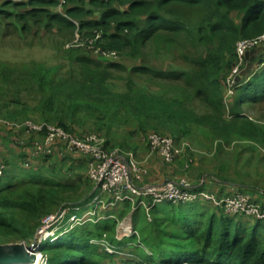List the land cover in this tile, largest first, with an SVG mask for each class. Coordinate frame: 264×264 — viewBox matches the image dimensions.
<instances>
[{"label": "trees", "instance_id": "trees-1", "mask_svg": "<svg viewBox=\"0 0 264 264\" xmlns=\"http://www.w3.org/2000/svg\"><path fill=\"white\" fill-rule=\"evenodd\" d=\"M67 3L66 16H63L55 11L58 0H0V41L13 32L27 42L36 36L34 30L41 29L56 31L64 37L68 34L70 38L76 31L81 34L90 31L92 35L101 31L106 42L104 49L140 63L128 69L119 63L104 64L69 50L67 58L62 57L64 62L60 60L55 67L37 64L40 71L31 73L29 83L33 85L32 90L51 95L44 97L46 106L41 108L45 113L54 106L67 107L68 104L74 107L73 112L79 109L95 117L99 126L134 124L142 132L154 128L174 133L172 127L180 129L181 126L183 130L177 132L184 137L186 125L201 122L193 107L198 102L208 109L206 123L217 126L219 131L262 141L264 130L249 117L236 116L230 122L223 117L220 74L223 69L229 74L238 65L237 42L264 34V0H67ZM97 13L98 19L94 18ZM177 50L182 51L180 58L184 66L173 64ZM68 58L73 70L69 77L61 76ZM158 60L171 63L163 70L157 67L155 61ZM251 64L257 70L247 79H238L236 84V89H240L237 98L240 107L264 103L263 43L245 52L243 66ZM16 71L1 64L0 80L10 85ZM53 71L58 74L54 76ZM116 71L131 74L125 79L122 92L117 93L116 85L107 83L115 78ZM184 82L186 92H180L182 97L177 96L179 92L174 89H165L167 85L175 87ZM150 85L163 86V90L155 92ZM0 92L6 96V84H0ZM11 102L12 105L19 103ZM24 112V109L10 110V105H6L0 109V118L18 122L17 113ZM67 112L64 108L53 120L75 133L65 122L72 119ZM108 144L106 139L107 147ZM63 190L78 191L79 187L45 179L41 174L15 180L7 179L6 175L0 179V235L34 239L35 229L42 223L37 221L46 212L45 206L58 207ZM172 206L173 213H168L166 223H155L150 237L143 228L139 231L141 235L137 231L138 236L122 241L113 238L109 242L112 245L125 240L131 243L140 238L149 253L140 247H129L141 251L140 258L131 251L125 256L110 254L91 243L108 230V226L102 225L110 220L63 233L55 241L43 243L41 250L47 264H264V225L246 226L219 210L221 217L217 216V211L208 215L203 210H188L185 205ZM112 222L117 225V220Z\"/></svg>", "mask_w": 264, "mask_h": 264}, {"label": "rangeland", "instance_id": "rangeland-1", "mask_svg": "<svg viewBox=\"0 0 264 264\" xmlns=\"http://www.w3.org/2000/svg\"><path fill=\"white\" fill-rule=\"evenodd\" d=\"M68 5L69 3L66 2V4H64V8L66 9V6ZM98 17L99 13H97L96 17L94 18L98 19ZM74 21L79 24L78 21ZM34 32H37L36 36L30 37L27 42H24L20 38H17L15 35H13V32L9 33L10 36L7 37L4 41H0V65L6 64L7 66H9V68L13 70H18L16 71L14 77H11L10 85L7 84L4 80H0V84H6L5 94L7 96L3 97L0 92V109L2 108V106L6 105H10V110L24 109L25 114L17 113L18 118H20L18 121L19 123H23L27 120H32L33 118L30 119V117L37 116L39 113L42 115V118L39 119L40 121L48 120V122L56 124L53 120L54 117L59 116L61 111L65 108V110L68 111L67 116H70L72 118L66 121L67 125L68 122H71L73 128H75V126H79L80 123H82V125L87 126H90L91 123H94L96 127L98 126L100 129H103L100 130L101 132L99 130H91V133H101V135L104 136L105 139H107L108 134H111V136H109V141H111L112 144L110 145V148H120L123 151L134 152L138 161L141 164L143 163L138 158L137 152H141L142 154L147 153L146 151L149 150L147 136L151 132H157L162 135L172 136L178 140V143L182 150V158H179L177 162L180 164V167L184 172L190 174V179L188 178L189 176H182L178 177V179H175V181L186 179L191 184H199L202 179L206 177L211 178L216 182L218 181V183L234 184L237 186L238 189H243L244 191L250 194L264 192V136L262 141L258 142L256 141V139H250L247 136L242 137L241 135H237V133H231V131H219V129H217V126H212L206 123L208 119L205 117V113L208 112V109L205 104H199L198 102H196L193 105L194 110H196V114L201 119V122L200 124L192 123L189 126L186 125L188 129L186 130L187 135L184 137L182 136V134L177 132L183 130L181 126L180 129L178 128V126L172 127L177 133H174L172 130L166 131L157 130L154 128H150L148 129V131L142 132L139 131L137 126L134 124H111L106 126H99L100 122L95 117H91L89 116V114L86 115L85 111L79 109H76L77 112L75 110L74 112L76 114H74L72 110V108L74 109V107L71 106L72 108H70L68 107V104L67 107L66 105H61L58 108L57 106H54V109L49 105L48 107L52 108L55 111L51 110L50 112L45 113V110H43L41 107L46 106V104H44L43 102L47 100V98H50L51 95H49V92H43L42 94L38 90H32L31 88L33 87V85H30L29 83L31 73L36 70L40 71V68H37V64L44 63L50 68L55 67V65L63 59L62 57L64 55L67 58V52H69V50L72 51V53L76 54L79 52L85 56H89L95 61L104 64L119 63L127 67L128 69H131L133 66L137 65L140 62L138 60H130L128 57L119 55L117 53L115 55L109 54L108 51L104 49V45H106V42L102 38L103 34L101 31L95 32L94 35H92L90 31H85L84 34H81L76 31L72 38H70V35L68 34L66 37L59 35L56 31L46 32L45 30L41 29L39 31L34 30ZM59 46H61L60 49L63 52L65 51V53H63L61 50H58ZM173 50L174 49H172V51ZM153 51H155V49H153ZM175 54L176 59L173 61V64L176 66H184L185 63L183 59L180 58V55H182V51L177 50ZM235 57L236 59L238 57L237 44L235 46ZM70 61L68 58V64L65 70L60 71L61 76L69 77V72L73 70L70 65ZM155 62L157 67L159 68L161 66V69L163 70L165 69L166 64L171 63L170 60H158ZM236 66L237 64L235 65L233 70L229 72V74H227V69H223L220 74V77L222 78L223 90V117L227 122L232 121L233 118L235 119L236 116H244L246 118L249 117L248 119L255 122L258 127H261L264 130V103L258 104L255 107L251 105H246L245 107L238 106L237 98L240 89L237 90L236 88H233V85L229 82L228 78L233 74L234 70L237 68ZM76 67L77 66H75V68ZM256 70L257 67L254 65L252 66V64L249 66L241 67L238 71H236V73H234L235 85L237 84L238 79H247ZM57 74L58 71H55L54 76H56ZM113 75L115 76V78L113 80L109 79L107 83L116 85L117 88H114V90L116 91H114L115 93L122 92L123 86L125 85V79L131 74L129 72L116 71L113 73ZM150 83L154 84L155 82L150 81ZM185 86L186 82L182 83L180 86L177 85L175 87L167 85L165 89H174L176 92H179L176 93V95L182 97L183 95L180 92H183L185 94ZM150 88L154 89L155 92L163 90V86L157 85H150ZM18 91L19 94H17ZM46 96L47 98L44 99V97ZM12 100H15L19 103L16 105H12ZM29 113L33 114L28 117ZM69 127L72 128L71 126ZM75 133H77L78 135L82 134L79 132ZM260 133L262 134V130ZM7 184L9 183H6V185ZM67 192L68 194H76L79 191L63 190L60 195L62 201L59 202V206H45L46 212L38 218L37 222L39 224L40 221L45 218V216L58 213L67 206H79L78 204L84 205L89 200L88 199L83 203L81 202L75 204L78 202V199L84 200L85 198L82 196L80 197L79 194H81V192L78 194L77 197H71L69 195H66ZM206 204L212 206L209 203ZM200 206H203V204H188L185 205V208L191 210L192 208H198ZM173 208L174 207L172 205L162 204L159 205L155 209V211L151 213H147L145 210H141V214H139L136 219V221L138 220L137 228L143 227L146 230L145 234L150 237V229H152V226L154 227L155 223H166L164 222V220L168 216V213L173 211ZM88 210L89 208H81L78 212V219H80V217ZM199 212H201V210H199ZM207 214L211 215V212L209 211ZM124 221H126V218H117L116 226L115 223L112 221H109L107 225H102L104 227L108 226V230H105L106 232L103 231L104 233L102 237L94 240L99 242L100 240L105 238L106 241L112 242L113 238L117 239L118 227L120 223ZM89 224L90 226L94 225L88 223L84 226L80 225L78 227L83 228L85 226H88ZM39 227L37 228V230L39 229ZM37 230L35 229L36 233ZM38 240L40 241L41 239H38L36 237V239L26 238L22 240L20 238L0 235L1 244L24 242L27 245H31ZM117 244L118 243H114L115 246ZM100 247L103 248V246ZM101 248L100 250L103 251ZM123 248H129V243H127V245ZM125 252L127 251L125 250ZM41 253L44 254L42 250ZM40 261L41 260L39 257V262Z\"/></svg>", "mask_w": 264, "mask_h": 264}, {"label": "built area", "instance_id": "built-area-1", "mask_svg": "<svg viewBox=\"0 0 264 264\" xmlns=\"http://www.w3.org/2000/svg\"><path fill=\"white\" fill-rule=\"evenodd\" d=\"M58 2L55 11L66 16L64 4L67 0H58ZM260 43L264 44V34L253 40H241L237 43L239 62L233 74L228 77L233 88H236L234 73L243 66L245 52ZM0 127L12 130L22 128L28 135L40 136L41 138H37L34 142L35 156H42L45 159L55 154L64 155L66 152L83 155L88 159V178L98 190V194L91 197L84 205L67 206L62 211L46 216L42 220L36 233V237L41 240L36 241L35 247L38 249L37 254L41 264H47V258L40 250L43 243L49 240L55 241L63 233L70 232L80 225L116 220V217L108 211L119 203L130 204L132 212L145 210L151 213L162 204L178 206L205 202L224 216L236 220L247 219L252 223L264 225V197L262 201H259L250 193L238 189L230 194L221 195L213 190L195 187L186 179L167 180L160 184L148 182L146 179L149 176V170L138 161L135 153L107 147L106 139L100 134L78 135L57 124L35 120L19 123L0 118ZM147 142L150 152L160 157L167 165L176 164L181 157V147L178 140L172 136L151 132L147 136ZM26 166L30 167L31 162L27 161ZM7 170L6 162L0 157V179L6 177ZM104 195L110 197L108 202L102 199ZM262 195L264 196V192ZM83 207L89 210L78 219V212ZM101 212L104 213L101 214ZM132 235L138 236L134 226L126 221L120 223L117 240L122 241ZM91 243L103 246L104 250L110 254H126L123 247L112 245L105 238L99 242L92 240ZM128 243L129 247H140L149 253L140 238L136 242ZM129 256L133 255L129 254Z\"/></svg>", "mask_w": 264, "mask_h": 264}, {"label": "crops", "instance_id": "crops-1", "mask_svg": "<svg viewBox=\"0 0 264 264\" xmlns=\"http://www.w3.org/2000/svg\"><path fill=\"white\" fill-rule=\"evenodd\" d=\"M33 113H29L28 117H30ZM35 121H40L42 115L38 113L37 116H31L30 119ZM69 119H66V121ZM65 121V122H66ZM68 125L72 127L75 132H79L82 134L91 133V130H101L103 128L96 127L94 123H91L90 126L82 125L80 123L79 126H75L73 128L72 123L68 122ZM78 125V124H76ZM101 132V131H100ZM98 133V132H97ZM101 135V133H99ZM107 136V135H106ZM108 134L107 141L109 142L108 146L110 147L111 141ZM37 138H41L40 136L33 134L28 135L24 129H9L5 127H0V157L4 159L8 166L7 177L10 180L20 179L24 177H28L29 175H37L41 174L45 179H50L56 182H60L65 185L70 186H78L79 192L76 194L72 193L69 196L77 197L81 192L80 197H84L85 199H90L91 197L98 194V190L96 186L92 184L88 178V159L85 158L81 154H74L66 152L64 155L55 154L50 158H43L42 156H35V148L34 142ZM105 138V137H104ZM114 147V146H113ZM147 153L137 152L138 158L141 162L148 168L149 177L146 179L148 182L160 184L164 183L167 180H175L178 177H188L190 179V174L186 173L180 167V164L177 162L176 165H167L165 164L160 157L155 154H152L149 150ZM182 158V157H180ZM27 161L31 162V166H26ZM37 173V174H36ZM218 181H214L211 178L204 177L199 184H194L195 187L198 188H206L209 190L216 191L218 194L226 195L231 192L237 190V186L234 184H226V183H218ZM239 190V189H238ZM246 192V191H245ZM83 194V195H82ZM263 193H255L251 194L256 200L262 201ZM84 199V200H85ZM104 201L108 202L110 197L108 195H104L102 198ZM78 199L77 203L80 201H84ZM203 206L198 208H192L191 210H203L205 212L214 213L217 211V216H220V213L213 206H209L205 202H200ZM141 210L137 212H132L130 204L127 203H119L115 207L109 209L108 213L114 215L118 219H125L129 224H132L137 231L139 232L142 228H137V216L141 214ZM105 212V211H104ZM104 212H101L104 213ZM140 212V213H139ZM145 214V213H144ZM128 217V218H127ZM115 221V220H110ZM241 223H244L246 226H253L255 223L248 221L247 219H240ZM145 227V226H144ZM140 233V232H139ZM141 235V233H140ZM127 239V238H125ZM128 240H125L120 245L122 247L127 245ZM127 252L131 251L132 254L136 255V257L140 258L142 255L141 251L133 250L131 248H123ZM134 255V256H135ZM125 256V255H122Z\"/></svg>", "mask_w": 264, "mask_h": 264}, {"label": "water", "instance_id": "water-1", "mask_svg": "<svg viewBox=\"0 0 264 264\" xmlns=\"http://www.w3.org/2000/svg\"><path fill=\"white\" fill-rule=\"evenodd\" d=\"M36 242L32 245L21 243H0V264H38Z\"/></svg>", "mask_w": 264, "mask_h": 264}, {"label": "clouds", "instance_id": "clouds-1", "mask_svg": "<svg viewBox=\"0 0 264 264\" xmlns=\"http://www.w3.org/2000/svg\"><path fill=\"white\" fill-rule=\"evenodd\" d=\"M7 175V174H6ZM95 225V224H94ZM35 239H36V236H35ZM27 245V244H26ZM32 245V244H31ZM40 250H41V246H40Z\"/></svg>", "mask_w": 264, "mask_h": 264}, {"label": "bare ground", "instance_id": "bare-ground-1", "mask_svg": "<svg viewBox=\"0 0 264 264\" xmlns=\"http://www.w3.org/2000/svg\"><path fill=\"white\" fill-rule=\"evenodd\" d=\"M39 264V263H38Z\"/></svg>", "mask_w": 264, "mask_h": 264}]
</instances>
